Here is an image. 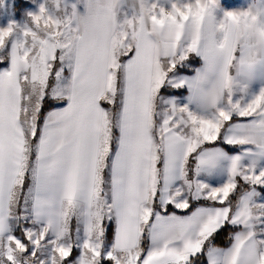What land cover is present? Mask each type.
Wrapping results in <instances>:
<instances>
[{"label":"snow or ice","instance_id":"1","mask_svg":"<svg viewBox=\"0 0 264 264\" xmlns=\"http://www.w3.org/2000/svg\"><path fill=\"white\" fill-rule=\"evenodd\" d=\"M16 7L0 264H264V0Z\"/></svg>","mask_w":264,"mask_h":264},{"label":"rangeland","instance_id":"2","mask_svg":"<svg viewBox=\"0 0 264 264\" xmlns=\"http://www.w3.org/2000/svg\"><path fill=\"white\" fill-rule=\"evenodd\" d=\"M241 3L246 2V0H240ZM14 11L18 14L20 12V17L14 16ZM23 13L20 8L16 7V0H0V23H6L7 19H22Z\"/></svg>","mask_w":264,"mask_h":264},{"label":"trees","instance_id":"3","mask_svg":"<svg viewBox=\"0 0 264 264\" xmlns=\"http://www.w3.org/2000/svg\"><path fill=\"white\" fill-rule=\"evenodd\" d=\"M18 17H20V14H19V16Z\"/></svg>","mask_w":264,"mask_h":264}]
</instances>
